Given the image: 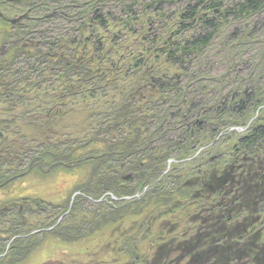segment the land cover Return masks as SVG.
Instances as JSON below:
<instances>
[{"label":"trees","instance_id":"obj_1","mask_svg":"<svg viewBox=\"0 0 264 264\" xmlns=\"http://www.w3.org/2000/svg\"><path fill=\"white\" fill-rule=\"evenodd\" d=\"M0 46V264H264V0H0Z\"/></svg>","mask_w":264,"mask_h":264},{"label":"rangeland","instance_id":"obj_2","mask_svg":"<svg viewBox=\"0 0 264 264\" xmlns=\"http://www.w3.org/2000/svg\"><path fill=\"white\" fill-rule=\"evenodd\" d=\"M223 40V39H220ZM219 40V41H220ZM1 49V46H0ZM6 50L5 48H3V51ZM5 52L2 54L4 55ZM58 67L56 66H52L51 69L56 70ZM94 101V100H93ZM92 101L90 102H82V101H72L71 99L68 100H64L62 105L66 104L67 108L69 109V111H66V109H61V113L66 112V116H61L58 117V119H56V121H54L53 123H50V127H53V130L56 133H58L59 131H61L62 137H64L67 133H73V132H77L75 134H79V132L81 130H88V123L87 120H85L86 118L84 117L85 112L82 110V106L84 104H91ZM20 111V110H19ZM22 111H20V113H22ZM58 113V112H56ZM82 118V120L84 119V124H82L80 126V119ZM37 120L36 122H34L33 124V130L37 132V130L40 128L39 124H43V123H47L49 122V120L45 119L43 114H38V112H36V114L31 116V120ZM28 121V119L26 120ZM29 122V121H28ZM80 122V123H79ZM39 123V124H37ZM23 128V127H22ZM16 129V128H15ZM15 129H13L15 131ZM13 139V143L17 144V143H21L22 139L20 140V138L18 137H12ZM6 146H8V143L6 144ZM21 149V148H20ZM18 149V150H20ZM24 150V148H23ZM62 177L60 179L58 178H54L57 182L54 183L52 182V178L51 177L49 180L51 181H47L44 180V177L39 175V181L33 180V181H25L24 182V186L28 188L29 185H35L38 184L39 182L41 184H39V187L37 189V191L39 192V194L42 195H49L51 194V192L56 191L59 193L61 190H67L69 187L72 186V182H70V179L67 178L66 175H61ZM30 179H32V177H30ZM47 181V182H45ZM50 182V183H48ZM53 195H51L52 197ZM77 240H82L80 243L75 242L72 244L69 243H62L59 240H51V238H48L45 240L44 243L42 244H38L36 245L34 248L31 249L30 251V255L28 256V258L26 260H24L23 262H21L20 264H44L46 263L48 260H54V259H61L64 258L65 253H75V252H80L79 256H81L83 258L82 253L85 251L86 248L91 247L92 249H97V245H96V240L91 239L89 241V243H83L85 242L87 239L81 238V239H77ZM84 240V241H83ZM102 250L100 249V251H97L94 255L95 258H97L98 255H101ZM89 257H91V255L89 254ZM81 258V259H82Z\"/></svg>","mask_w":264,"mask_h":264},{"label":"water","instance_id":"obj_3","mask_svg":"<svg viewBox=\"0 0 264 264\" xmlns=\"http://www.w3.org/2000/svg\"><path fill=\"white\" fill-rule=\"evenodd\" d=\"M46 17H48V16H46ZM21 18H19V19H12L11 22L14 23V24H17V23H19V21H20ZM237 130H241V129H237Z\"/></svg>","mask_w":264,"mask_h":264},{"label":"flooded vegetation","instance_id":"obj_4","mask_svg":"<svg viewBox=\"0 0 264 264\" xmlns=\"http://www.w3.org/2000/svg\"><path fill=\"white\" fill-rule=\"evenodd\" d=\"M17 1H18V0H12V2H13L14 4H16Z\"/></svg>","mask_w":264,"mask_h":264}]
</instances>
